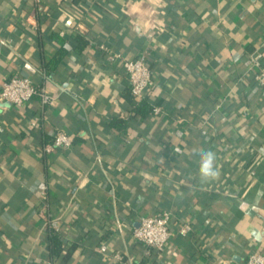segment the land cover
<instances>
[{"label": "crops", "instance_id": "obj_1", "mask_svg": "<svg viewBox=\"0 0 264 264\" xmlns=\"http://www.w3.org/2000/svg\"><path fill=\"white\" fill-rule=\"evenodd\" d=\"M101 45L146 56L147 98L162 113L132 116L127 71ZM257 53L264 67V0H0V90L18 74L57 96L0 99V264H243L264 253ZM58 131L72 146L46 152ZM201 149L216 154L215 180L200 179ZM166 210L165 248L134 239L141 217ZM51 221L63 240L54 257ZM186 222L191 235L179 232Z\"/></svg>", "mask_w": 264, "mask_h": 264}, {"label": "built area", "instance_id": "obj_2", "mask_svg": "<svg viewBox=\"0 0 264 264\" xmlns=\"http://www.w3.org/2000/svg\"><path fill=\"white\" fill-rule=\"evenodd\" d=\"M101 48L106 51L108 59L111 62L117 60L122 62L124 69L127 71L130 90L136 99H142L151 89L154 84V74L148 64L145 55L136 58L126 59L118 51H114L106 45H101ZM261 54L257 53L251 57L250 70L254 79L259 84L262 94L264 95V67L261 65ZM35 97H39L42 106L53 104L57 96L51 93L46 87H38L34 85L29 77L14 75L6 81L0 90V99L9 101L15 106H21L24 103L31 101ZM153 113H162L160 106H153ZM0 117V127H1ZM73 141L66 131H58L52 142L44 147L46 152L54 153L60 148L71 147ZM41 189H46L45 183H40ZM172 213L168 210L159 214L147 215L141 217L139 225L133 229V237L136 241L141 242L149 249H163L167 246L172 237L171 229ZM50 227L59 231V225L56 221H51L48 224ZM193 226L186 222L179 228L182 235H188L192 232ZM100 251L106 252L107 246L101 245ZM114 257L121 260V253H115ZM243 264H264V253L251 251Z\"/></svg>", "mask_w": 264, "mask_h": 264}, {"label": "trees", "instance_id": "obj_3", "mask_svg": "<svg viewBox=\"0 0 264 264\" xmlns=\"http://www.w3.org/2000/svg\"><path fill=\"white\" fill-rule=\"evenodd\" d=\"M60 44H61V47H60L58 59L64 54L63 52L66 50L62 42H60ZM58 59H56L55 61H58ZM126 97L128 98L129 102L132 105V109H131L132 116L146 117L148 114L153 113V106L148 101L147 95L139 100V99H136L130 91L129 93H126ZM125 122H126L125 119L118 118V117L113 118L111 121L113 126H116L119 128L123 127ZM190 224L193 226V229H194V225H193L194 223H190ZM191 233L188 235H191ZM48 245H49L50 257L59 255L63 250V240H62L60 232L56 231L54 228L50 227L49 225H48Z\"/></svg>", "mask_w": 264, "mask_h": 264}, {"label": "clouds", "instance_id": "obj_4", "mask_svg": "<svg viewBox=\"0 0 264 264\" xmlns=\"http://www.w3.org/2000/svg\"><path fill=\"white\" fill-rule=\"evenodd\" d=\"M199 156V176L204 182L215 180L220 172L216 167V154L211 150H198ZM259 238V237H258Z\"/></svg>", "mask_w": 264, "mask_h": 264}]
</instances>
